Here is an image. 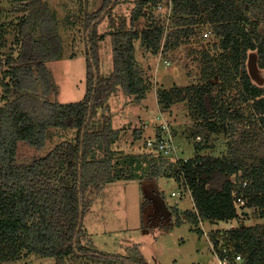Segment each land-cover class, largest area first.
I'll return each mask as SVG.
<instances>
[{
  "label": "trees",
  "instance_id": "trees-1",
  "mask_svg": "<svg viewBox=\"0 0 264 264\" xmlns=\"http://www.w3.org/2000/svg\"><path fill=\"white\" fill-rule=\"evenodd\" d=\"M11 1L22 15L16 23L17 55L2 56L5 42L0 25V260L34 254L53 257L58 264L67 256H83L96 264H148L138 244L126 253H105L85 245L84 217L91 204L90 192H98L115 179L136 177L135 166L117 157V149L112 148L119 129L113 128L109 99L117 91L137 103L145 97L149 83L137 62L136 40L141 39L156 54L164 24L152 20L141 30L136 28L139 17L147 13L146 0H134L130 20L119 21L112 12L120 0H102L83 20L85 94L77 101L58 102L48 98L55 86L45 63L62 53L57 19L47 2ZM173 7L182 14L177 19L180 27L167 34L163 47L187 42L195 34V24L207 23L218 48L214 53L203 50L200 82L160 91L161 110L175 101L185 102L190 118L204 121L238 114L232 107L243 104L264 127V84L253 83L246 68L249 50L256 51L258 66L264 68V33L259 30L264 0H176ZM106 17L109 29L99 31ZM36 23L39 37L30 30ZM106 37L110 39L112 70L103 74L99 43ZM215 86L219 87L216 92ZM226 90L232 97L229 103L220 99ZM49 126L74 128L75 137L61 141L31 163L16 164L17 141L41 147ZM158 159V163H148V174L172 178L190 190L196 212L191 213L192 218L184 213L194 222L199 218L212 223L237 219L234 197L241 195L243 208L255 209L262 223L217 231L212 235L213 250L219 258L225 252L230 258L240 253L242 264H264V156L250 163L200 154L184 160L161 155ZM216 172L229 179L220 188L207 187ZM237 180L240 183L235 188ZM176 219L179 224L178 214Z\"/></svg>",
  "mask_w": 264,
  "mask_h": 264
},
{
  "label": "rangeland",
  "instance_id": "rangeland-1",
  "mask_svg": "<svg viewBox=\"0 0 264 264\" xmlns=\"http://www.w3.org/2000/svg\"><path fill=\"white\" fill-rule=\"evenodd\" d=\"M40 1L47 2L54 13L62 41L61 56L45 61L55 86V91L48 98L58 102L80 100L86 91L83 20L85 15L101 6L102 0ZM146 1L147 13L139 17L136 28L141 30L150 25L152 20L162 21L165 27L163 44L167 34L176 32L180 27L177 19L182 14L174 10L176 0ZM134 4V0H120L113 9V18L116 21L130 20V10ZM16 6L11 0H0V25L3 26L2 37L5 42L1 48L2 56L10 53L17 55L20 48L16 23L22 12L16 11ZM194 27V36L173 52L165 53L160 46L158 52L153 54L143 46L141 39L136 40L137 62L149 83L145 97L137 103L117 91L109 99L112 125L114 129H119V138L112 148L117 149V157H123L135 166L133 172L136 177L132 180L115 179L98 192L94 190L89 193L91 204L84 217L87 236L83 240L89 247L105 253H126L131 246L138 244L148 264H220L218 254L213 250L212 235L232 225H254L263 221L255 209L237 205V219L212 223L199 218L194 222L185 214L190 216L196 212L190 190L172 178H157L148 174V163H158L159 155L170 160H184L197 154L228 156L241 159L244 163L254 162V158L264 156V127L251 117L243 104L232 107L240 111L238 114L225 115L224 118L217 115L204 121L191 119L189 106L185 102L175 101L166 110H161L160 91L200 82L203 50L214 53L218 48L212 33L207 37L203 35L204 31L210 30L207 23H198ZM30 28L34 36L39 37L38 23ZM106 29H109L108 17L99 25V31ZM259 30L264 33V18L259 23ZM99 56L101 72L108 74L112 70L109 37L100 41ZM154 57L166 58L171 64H176L180 79L177 82L169 79L172 77L170 67L163 62H158L156 66ZM246 68L251 81L262 86L264 68L258 66L255 50L247 52ZM214 90L218 91L219 87L215 86ZM229 93V90L220 93V99L231 102ZM75 133L74 128L49 126L41 147L18 140L16 164L31 163L36 158L46 156L56 144L72 140ZM162 136L170 138L168 152L158 151L156 146L147 144V139ZM231 178L234 180L235 176ZM226 179L229 176L216 172L209 177L207 187L220 188ZM239 183L240 180H237L235 188L239 187ZM243 211H246L245 214ZM177 214L181 218L180 225L176 224ZM75 257L67 256L60 264H96L83 256ZM0 264L58 262L53 257L22 254L13 260H0Z\"/></svg>",
  "mask_w": 264,
  "mask_h": 264
},
{
  "label": "built area",
  "instance_id": "built-area-1",
  "mask_svg": "<svg viewBox=\"0 0 264 264\" xmlns=\"http://www.w3.org/2000/svg\"><path fill=\"white\" fill-rule=\"evenodd\" d=\"M210 34H211L210 30H206L203 33V35L205 37L209 36ZM168 143H170V138H167L164 136L154 137L153 139H147L148 145L156 146L158 151L160 150L161 152H168V150H169V147H168L169 144ZM244 202H245V200L241 195L234 197V206L235 207L237 205H243ZM232 226H230V227H232ZM218 260H219L220 264H242L243 257L240 253H236L233 256V258H229V256L225 252V254L221 258H219Z\"/></svg>",
  "mask_w": 264,
  "mask_h": 264
},
{
  "label": "crops",
  "instance_id": "crops-1",
  "mask_svg": "<svg viewBox=\"0 0 264 264\" xmlns=\"http://www.w3.org/2000/svg\"><path fill=\"white\" fill-rule=\"evenodd\" d=\"M180 26V25H179ZM192 36H194V34H192ZM192 36H189V40H190V37H192ZM188 40V41H189ZM187 41V42H188ZM184 43H186V42H184ZM184 43H182V44H180V45H172V44H169L168 45V47L167 48H165V47H163V44H161L160 46L162 47V50H163V52H173V51H175L176 49H178V47L179 46H182ZM154 56V55H153ZM152 56V57H153ZM147 57H149V56H147ZM155 58V57H154ZM157 58H155V65L156 66H158V62H163L164 64H166V65H168L169 67H170V70H171V72H172V77L170 76V78L169 79H171L173 82H177L179 79H180V71L178 70V68H177V66H176V64H171V62L169 61V60H167L166 58H164V59H157ZM168 78V77H167ZM155 81V80H154ZM182 216H184V215H182ZM184 223V222H183ZM180 225V224H179ZM170 227V226H169Z\"/></svg>",
  "mask_w": 264,
  "mask_h": 264
}]
</instances>
